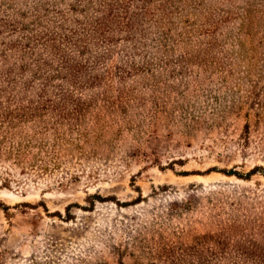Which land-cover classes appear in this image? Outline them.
Instances as JSON below:
<instances>
[{"label":"rangeland","instance_id":"374dc122","mask_svg":"<svg viewBox=\"0 0 264 264\" xmlns=\"http://www.w3.org/2000/svg\"><path fill=\"white\" fill-rule=\"evenodd\" d=\"M142 1L154 14L138 21ZM126 6L134 38L116 33L110 51L85 56L104 52L109 85L77 89L53 113L0 118V264H264V0ZM93 9L0 0L11 26L0 33V114L40 86L26 83L31 67L12 83L3 74L32 66L19 53L28 30ZM93 194L121 207H90Z\"/></svg>","mask_w":264,"mask_h":264},{"label":"trees","instance_id":"16d2710c","mask_svg":"<svg viewBox=\"0 0 264 264\" xmlns=\"http://www.w3.org/2000/svg\"><path fill=\"white\" fill-rule=\"evenodd\" d=\"M85 1L86 5L94 6L91 11L93 15L89 18L68 19L61 15L59 22L43 27L38 32L33 33L28 30V35L19 53H21L20 60L25 57L30 58L33 62L32 66L23 63L18 65L14 72L8 70L3 74L8 84L13 82L14 73L25 76L24 69L31 67L26 83L31 84L32 82L41 81L40 86L34 90L32 99L27 100L25 103L21 99L7 100L5 108L1 110L0 118L30 119L32 116L39 117L47 112L53 113L60 108H64L68 103L72 104L74 102L75 95H73V91L94 87L101 83L107 85L111 83V72L97 71V66L105 57L104 52L95 54L91 61L85 56L100 46L107 47L104 51H110V46L114 44L116 35L119 33H124L125 41H131L134 38L136 30L134 25L136 22L134 17L128 14L126 0ZM76 7L74 3L70 10L77 12ZM136 12L135 16L138 17V21L142 18L150 19L154 14L145 1H142L141 7ZM9 27L11 26L8 21H0V33L5 32ZM17 45H20V42L13 41L8 47L9 49H15ZM37 45H39L42 55L35 53ZM8 69L14 68L8 67ZM118 78H121V76ZM55 80H59V83L56 82L53 85ZM51 88L55 91H52ZM48 90H51V92L49 93ZM254 170L255 168L250 173ZM230 173L232 174L228 173L227 175H233L238 179L246 180L248 177V174L239 176L235 172ZM180 175L186 176L187 174L180 173ZM3 181L2 186L7 188L8 180L4 179ZM164 188V186L158 187V192L162 193ZM86 200H92L89 202L90 207L93 205V200L98 203L113 201L116 207H121L113 198H100L95 194L87 196ZM140 200L141 198L138 196L128 205H135ZM64 211L67 213L68 207H65Z\"/></svg>","mask_w":264,"mask_h":264}]
</instances>
